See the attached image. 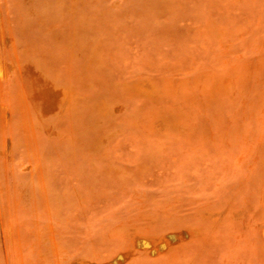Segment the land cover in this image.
<instances>
[{
    "label": "rangeland",
    "instance_id": "1",
    "mask_svg": "<svg viewBox=\"0 0 264 264\" xmlns=\"http://www.w3.org/2000/svg\"><path fill=\"white\" fill-rule=\"evenodd\" d=\"M0 264H264V0H0Z\"/></svg>",
    "mask_w": 264,
    "mask_h": 264
}]
</instances>
